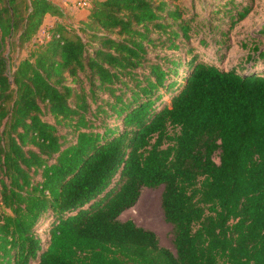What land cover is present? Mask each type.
I'll use <instances>...</instances> for the list:
<instances>
[{
	"label": "trees",
	"instance_id": "16d2710c",
	"mask_svg": "<svg viewBox=\"0 0 264 264\" xmlns=\"http://www.w3.org/2000/svg\"><path fill=\"white\" fill-rule=\"evenodd\" d=\"M183 10L91 0L73 26L53 0H0V264H264V72L219 66L216 24L218 58L193 53ZM158 185L174 251L119 220Z\"/></svg>",
	"mask_w": 264,
	"mask_h": 264
},
{
	"label": "rangeland",
	"instance_id": "374dc122",
	"mask_svg": "<svg viewBox=\"0 0 264 264\" xmlns=\"http://www.w3.org/2000/svg\"><path fill=\"white\" fill-rule=\"evenodd\" d=\"M58 4L65 11V23L77 26L79 20L85 15L86 9L79 5L78 0H58ZM169 7L178 6L184 9V17L195 16L197 22V31L191 34L189 39L190 45L194 47L193 53H198L203 59L216 60L217 46L213 42V28L210 24H216L218 27L227 32L225 35L228 45L227 49L220 48L222 53L218 64L223 69L247 67L249 70L260 69L264 72V58L259 59L256 53H252L251 47L253 40H257L260 49H264V0H167ZM247 5L250 7L247 15L238 22H230L228 9L233 11L240 6ZM187 9V11H186ZM57 18L46 15L42 26L32 37L30 42L22 48L13 46L11 50L6 51L8 56V75L10 76L16 68L17 63L27 57L29 51L41 40L48 39V30L55 25ZM218 33V32H216ZM207 41V45L199 44V39ZM170 51L161 50L160 48L149 49L150 56L155 53ZM252 56V61L248 56ZM218 161L217 156L214 157ZM163 185L155 187H143L139 199L129 209L123 211L119 220H132L137 226L153 231L159 241L160 246L174 251L173 247V227L165 219L162 206L161 195Z\"/></svg>",
	"mask_w": 264,
	"mask_h": 264
},
{
	"label": "built area",
	"instance_id": "2783aa9c",
	"mask_svg": "<svg viewBox=\"0 0 264 264\" xmlns=\"http://www.w3.org/2000/svg\"><path fill=\"white\" fill-rule=\"evenodd\" d=\"M91 0H78L79 5L83 6L85 9L90 5Z\"/></svg>",
	"mask_w": 264,
	"mask_h": 264
},
{
	"label": "crops",
	"instance_id": "0c3cea01",
	"mask_svg": "<svg viewBox=\"0 0 264 264\" xmlns=\"http://www.w3.org/2000/svg\"><path fill=\"white\" fill-rule=\"evenodd\" d=\"M53 1H54L55 3H57V4H59V3H58V0H53ZM59 5H60V4H59Z\"/></svg>",
	"mask_w": 264,
	"mask_h": 264
}]
</instances>
